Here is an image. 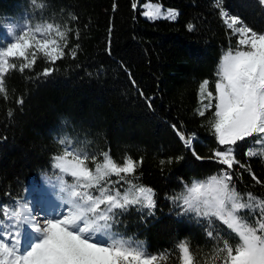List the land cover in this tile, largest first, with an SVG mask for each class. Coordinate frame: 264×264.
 <instances>
[{"label": "trees", "instance_id": "trees-1", "mask_svg": "<svg viewBox=\"0 0 264 264\" xmlns=\"http://www.w3.org/2000/svg\"><path fill=\"white\" fill-rule=\"evenodd\" d=\"M145 1L46 0L42 17L30 0H0V20L27 14L33 22L51 18L79 32L78 40L69 35L65 57L55 65L41 56L32 71H13L6 77L7 99L0 94V201H8L9 192L42 215H54L59 189L49 161L61 148L57 140L69 135L91 151L110 150L117 161L125 154L143 157L140 182L155 190L156 208L152 216L133 209L121 217L128 235L145 241L153 252L169 249L178 255L179 240L207 251L210 243L203 227L190 216L178 217L166 196L181 190V179H202L219 166L197 160L173 125L195 134L200 156H209L216 147L207 125L211 112L205 117L196 113L198 89L204 79H216L229 32L213 0H149L178 10L175 20L143 18ZM222 7L264 28V10L255 0H222ZM69 13L78 20L72 21ZM189 23L195 25L193 31H188ZM231 41L235 47V37ZM77 44L73 59L68 53ZM46 66L56 70L37 78ZM140 91L151 99V108ZM20 97L22 105L16 103ZM245 150L241 144L237 158L264 179V161L247 158ZM177 156L183 159L177 161ZM168 157L173 163L161 166L160 160ZM237 186L264 198V187L247 173Z\"/></svg>", "mask_w": 264, "mask_h": 264}, {"label": "snow or ice", "instance_id": "snow-or-ice-1", "mask_svg": "<svg viewBox=\"0 0 264 264\" xmlns=\"http://www.w3.org/2000/svg\"><path fill=\"white\" fill-rule=\"evenodd\" d=\"M30 3L43 17L46 0ZM213 3L229 32V46L218 61L216 79H204L199 85L196 113L205 117L211 112L207 125L216 147L202 157L195 149L194 133L187 135L176 125L173 129L197 160L219 167L202 179H181V190L166 196L178 217L190 216L203 227L208 250L193 249L190 241L179 240L178 255L169 249L153 252L145 241L128 235L121 217L133 209L152 216L156 208L155 190L140 182L143 157L125 154L117 161L110 150L91 151L64 135L57 140L60 150L49 161L59 189L55 214L41 215L30 202L9 192H5L8 201H0V264H264V198L237 186L247 173L255 185L264 187V179L251 165L237 158L244 144L247 158L264 161V28L230 14L222 0ZM255 3L264 10V0ZM143 14L171 20L178 15L159 6ZM69 16L78 20L72 13ZM187 29L193 31L195 25L189 23ZM70 34L79 39L78 31L51 18L33 22L28 17L23 25L0 20V94L7 99L6 77L13 71H32L41 56L48 65L63 59ZM78 47L68 53L73 59ZM55 70L46 66L37 78ZM129 79L135 86L131 75ZM139 94L151 108V99ZM16 103L22 105L23 98ZM12 115L9 110L8 116ZM173 159H162L160 164H171Z\"/></svg>", "mask_w": 264, "mask_h": 264}, {"label": "rangeland", "instance_id": "rangeland-1", "mask_svg": "<svg viewBox=\"0 0 264 264\" xmlns=\"http://www.w3.org/2000/svg\"><path fill=\"white\" fill-rule=\"evenodd\" d=\"M157 6H159L161 8L162 11L164 10H167V9H173L175 10V12L178 14V10L174 9V8H170V7H167V6H163L162 4L158 3V2H154V1H145L143 4H142V10H141V15L143 18H146V19H150L148 17H146L143 13L145 11H149V10H153L155 9ZM29 16L27 14H21L19 17H17L16 19H10V18H7L6 21L7 22H16L20 25H23V23H25L26 19L28 18ZM159 19H165V18H159ZM5 20V19H4ZM171 20V19H170ZM38 212H40L38 210V208H35ZM40 214L42 215V213L40 212Z\"/></svg>", "mask_w": 264, "mask_h": 264}]
</instances>
